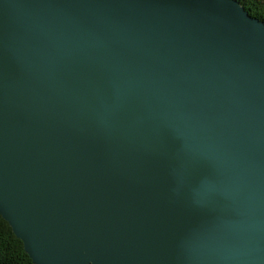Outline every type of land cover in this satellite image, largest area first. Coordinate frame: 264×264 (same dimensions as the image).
Segmentation results:
<instances>
[{"label":"water","instance_id":"1","mask_svg":"<svg viewBox=\"0 0 264 264\" xmlns=\"http://www.w3.org/2000/svg\"><path fill=\"white\" fill-rule=\"evenodd\" d=\"M237 0H0V214L34 264H264V21Z\"/></svg>","mask_w":264,"mask_h":264},{"label":"trees","instance_id":"2","mask_svg":"<svg viewBox=\"0 0 264 264\" xmlns=\"http://www.w3.org/2000/svg\"><path fill=\"white\" fill-rule=\"evenodd\" d=\"M251 15L264 20V0H237ZM0 264H34L23 243L0 215Z\"/></svg>","mask_w":264,"mask_h":264},{"label":"bare ground","instance_id":"3","mask_svg":"<svg viewBox=\"0 0 264 264\" xmlns=\"http://www.w3.org/2000/svg\"><path fill=\"white\" fill-rule=\"evenodd\" d=\"M239 3H240V2H239ZM240 4H241V3H240ZM241 6L244 8L243 10L246 11V14H247L249 17H254V18L258 19V20H262V21H264L263 19H260V18L257 17V16L251 15V14L248 12V10H246L245 7H244L242 4H241Z\"/></svg>","mask_w":264,"mask_h":264},{"label":"rangeland","instance_id":"4","mask_svg":"<svg viewBox=\"0 0 264 264\" xmlns=\"http://www.w3.org/2000/svg\"><path fill=\"white\" fill-rule=\"evenodd\" d=\"M1 215V214H0ZM1 217H2V215H1ZM3 218V217H2ZM4 219V218H3ZM5 220V219H4ZM6 221V220H5ZM7 222V221H6Z\"/></svg>","mask_w":264,"mask_h":264}]
</instances>
